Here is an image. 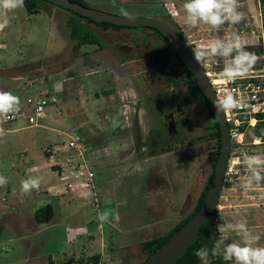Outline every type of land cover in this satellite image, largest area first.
Listing matches in <instances>:
<instances>
[{"label":"rangeland","instance_id":"obj_1","mask_svg":"<svg viewBox=\"0 0 264 264\" xmlns=\"http://www.w3.org/2000/svg\"><path fill=\"white\" fill-rule=\"evenodd\" d=\"M87 1L93 2L95 6L102 10L115 14H119V9L123 7L128 10L132 17L151 16L160 18L172 28L182 32L192 51L193 48H201L212 41L225 39L232 33H238L242 37V44L245 50L254 52L262 57L253 68H259L264 62V55L259 53V46H262L264 34V28L260 24L259 0H238L240 5L238 10L244 14L243 20L237 25L226 24L219 30H214L202 23L195 27L188 26L183 10V4L186 0H115V3H113V0ZM171 3L174 6H171ZM44 4L48 5L46 2ZM89 4L92 3L89 2ZM49 6L52 8L51 5ZM49 13L51 15V34L48 37L50 47L47 48L41 43V37H46L47 31L45 29L46 24L42 26L44 20L38 22L36 21L37 15V17H34L35 15L28 16L24 7H18L7 13L9 22L3 31V41L7 45L8 50L7 53L0 52V59L6 58V60L11 62V67L15 70H20V67L28 58L40 57L34 54L39 50H36V46L32 47L31 45L32 42L37 44L34 40L38 39L40 44L37 46L45 47L44 49L47 50V52L44 50L45 53L42 50V57L46 58V64L50 62L55 67L57 65L56 59L59 56L66 61L61 63L60 68L50 73L46 70H36L33 72H19L18 76L17 74L15 75L14 70H11L9 74H6L7 76L0 78V91L11 92L19 97L20 102H23L28 94L35 93L37 89H50L54 92L51 85L53 81L60 80L63 86L61 92L52 93L51 97H54L55 100L51 99L50 104L47 106V108L49 107L52 110L51 114H48L50 111H45L39 124L27 125L21 119L0 123V127H3L6 131V135L0 138V175L8 179V184L0 187V198H7L3 201L5 204H10L11 193L9 192L11 189L12 191L14 189L20 191V178L9 168L15 164L19 165L18 161L20 158L17 160L15 155L16 152L20 151L21 147L23 149L24 146L34 148L36 154L34 157L39 168L43 165L41 159L45 157L47 162L51 163V166H60V172L65 171L68 174V177L63 178V182L68 180L71 183L72 181L80 183L85 178H74L70 172V164H66L61 159L59 161L61 157L62 159L67 158L64 157V154L59 156L58 153L62 151L59 149L64 148L63 142L72 137H77L83 142L80 141L81 144L86 146L85 137L90 136L91 133L98 132V130H106V132L113 130L117 132L111 137L109 136L111 141L112 139L115 141L118 140V132L122 135L124 134L123 136L119 135V137H126V134L129 133V126L132 131L136 132V130H139L143 133L140 135L141 139H144L145 136V138H151L152 135H156L159 132L158 128L161 126L159 110H162V112L168 111L170 109L167 104L168 100L172 99L182 102L181 95L184 94L182 89L169 92L163 89L162 92L155 93L149 88L147 84L149 78L147 76L156 75L157 67L160 65L159 59L164 55L162 51L165 47L161 48V40L155 37L152 34V30L147 26H141L142 28L137 29L124 28L129 33H122L123 36L118 35L121 34V31L113 35L110 34L108 37L105 35V38L110 42V46L121 42L124 43V47H121V55H124L125 59L122 62L118 61L117 50H115L118 45H114L109 49V53H111L112 57L114 55L116 59H114L113 63L109 55H101V53L95 52L92 53L94 57L92 56L89 59L91 57L89 56L88 61L85 60L84 63H78L77 67H75L72 66L74 64L70 63L71 61L69 60L73 57L75 45L72 41H68V45L65 46L66 32L68 30L66 16L68 14L57 7L52 8ZM27 17H30V19H26ZM37 23L40 24V29L37 28ZM101 41H104V39ZM127 47L131 48L128 52L125 50ZM65 48L68 53H66ZM79 49L81 51L90 50L91 45H82ZM152 53L156 54L151 55ZM140 55L147 56L137 60ZM209 60L215 61L219 67H224L223 58L216 57ZM2 68L3 66H0V70ZM70 73L72 74L69 75ZM123 75L124 78H121ZM28 83L32 84L31 87L27 85ZM109 88L114 90L111 95L105 93ZM51 101L53 102L51 103ZM204 112V108L197 100H194L192 106L191 104L189 105L187 114L194 126H201ZM52 118H54V121ZM176 129L179 132L178 137H180V132L183 129L181 120L177 121ZM197 133L199 135L202 134V128L199 127ZM254 136H258L256 131L249 132L245 136L244 141L246 144L241 153V162L236 166L231 164V171L224 175L222 189L215 207L216 219L212 226L215 229L220 222L235 223L244 221L252 232L260 237L257 246L264 247V183L248 190L242 188L248 174V169L243 162L244 154L260 155L264 158L263 137L256 138V141L253 142ZM133 139H135V134ZM196 142L197 144L192 146L190 144L195 143L193 139L190 143H187V140L176 143L177 150L167 154V156L162 155L155 160L158 165L156 170L160 174L159 185L161 187L158 189L159 196L155 198L151 196V192H153L151 189L154 187V183L145 181L151 178L153 169L141 167L140 165L135 167L140 155L137 156V152L126 149L127 145L121 146L124 143L123 141L120 142V150L116 154L122 155L121 164L133 163L132 167H130L129 171L127 168L122 171L121 165L112 170L104 168L105 170H102L101 174H95V178H99V183L96 187H98V197L102 199L107 207L112 203V193L123 198L124 188L130 185L133 200L128 202L125 207L120 206L118 208L120 210V221H114L113 225L114 227L130 225L132 230L128 234L117 235L118 233L114 231L115 229L112 230L110 227L105 229V224L101 223L108 238V245H110V242L116 244L117 239L118 242L128 241L131 246H134L137 238H150L156 235V232L164 229L173 220V217L179 216L180 218L192 209L210 171L206 155L207 151L212 148V141L203 142L202 139ZM54 145H58V150L54 151L52 157H47L45 149L53 148ZM181 146L184 147L181 148ZM79 153L80 155H78ZM68 154H70L68 157H73L72 163L76 161L77 163L86 164L84 150L80 151L78 149V152L72 150ZM100 162L101 165L106 164L107 160H100ZM68 169L69 171H67ZM81 170L83 169H79V171ZM42 174L35 171V174L32 175L43 178ZM140 183L141 191L135 190L136 185ZM120 185L123 186V190ZM86 186H89V182ZM153 199L158 200V202L160 200L164 202V205L161 206L162 210L151 213L145 209L144 203L153 201ZM27 200L28 204L25 206L27 209L25 212L32 209L33 203L37 204V206L45 203L43 196H39L35 200H31V197H26L25 202ZM1 203L2 200L0 199ZM177 211L179 214L176 213ZM161 212H163L162 215H160ZM159 216H170V218L160 222L158 220ZM39 228L32 232L29 230L24 238H18L12 230L0 226V245L4 244L3 249H6L3 250L0 246V264H11L12 261H16L15 257L19 256V258H22L26 254L29 255L33 252L39 257H43L46 251H51L54 256H58L59 252L64 250L66 243L65 237L67 236L66 232L63 231V227H52L46 230L41 229L42 227ZM231 241L242 243L240 236L236 233L231 234L228 242L230 243ZM26 243L29 245H25ZM142 253L144 254L143 251ZM117 254L115 253L114 256L116 257ZM142 258L143 256H140L137 261L136 258H133L134 264H137L138 261L140 262ZM39 264H43L42 261ZM118 264H127V262L121 261Z\"/></svg>","mask_w":264,"mask_h":264},{"label":"crops","instance_id":"obj_2","mask_svg":"<svg viewBox=\"0 0 264 264\" xmlns=\"http://www.w3.org/2000/svg\"><path fill=\"white\" fill-rule=\"evenodd\" d=\"M87 1V0H86ZM92 4H89L90 6H94L93 2L87 1ZM48 5H45L44 2L39 3V8L36 13L28 14V16H34L37 17L36 21L42 22L40 20H44L42 23V26L46 24L45 29L46 31V37H41V40L44 44V46L50 47V41L48 37L51 34L50 26H51V19H50V13L52 11V8L54 9V6L52 8ZM171 6H174L173 3L170 4ZM23 7V6H22ZM100 9V8H99ZM64 11V10H62ZM116 12V11H113ZM37 15V16H36ZM30 17H27L26 19H30ZM67 17V16H66ZM67 20V19H66ZM47 21V22H45ZM9 22V20H8ZM86 26L91 29L96 35L99 36V38L104 39L105 46L102 49H97L95 45H91L90 50H80V45L77 41L71 40L68 36L69 31L67 30V37L65 38V46H67V42L72 41V43L75 45L74 51H73V57L69 60L70 63H73L77 67L78 63H84V61H88L89 59L94 57L92 53H101V55H109L110 58H112V63L115 59V56L112 57L111 53H109V49L112 47L110 46V42L105 38V35L108 37L110 34H116L119 31H121V34H118L122 36V33H126L127 31L124 30V28H111L109 26L103 27L101 25H97L95 23L86 22ZM37 28L40 29V24H36ZM6 27V26H5ZM5 27L3 29H0V52L7 53L8 47L5 45L4 34L3 31L5 30ZM36 29V28H35ZM117 31V32H116ZM65 32V31H64ZM129 33V32H127ZM63 38V37H62ZM37 44L31 43L32 47L36 46V50H39L35 52L34 54L40 57H30L27 59V61L22 64L20 67V70H15L13 67H11V62L9 60H6V58L0 59V66H3V68L0 70V78H4V76H7L6 74H9L10 71L14 70L15 75L17 74L19 76V72H33V71H48L49 73L51 71H54L57 68L61 67V63H64L66 60L63 58L56 59V66L53 67V65L49 62V64H46L45 57L43 56V51L45 47L41 48L37 45L40 44V41L38 43V39L34 40ZM124 43H119L118 45H122ZM88 45V44H85ZM108 48V50H107ZM66 49V48H65ZM43 50V51H42ZM104 51V52H103ZM121 49L118 50V61H123V56L121 55ZM47 52V50H46ZM65 52V51H64ZM45 53V51H44ZM66 53H68L66 49ZM106 57V56H105ZM108 57V56H107ZM122 58V59H121ZM116 60V59H115ZM93 61V60H91ZM90 62V60H89ZM36 63V64H35ZM107 64V62H106ZM34 67H37L34 69ZM5 73V74H4ZM4 74V75H3ZM70 73L69 75H71ZM47 75V74H46ZM83 75V74H82ZM121 78H124V75L121 76ZM54 92H61L62 91V83L60 80L53 81L51 83ZM113 89V88H112ZM109 88L108 95H111L114 93V90ZM108 91V90H107ZM48 114H51V109L48 108ZM47 114V113H46ZM136 118V117H135ZM54 118H52L53 120ZM54 121V120H53ZM43 126V125H42ZM45 127V126H44ZM128 127V126H127ZM129 133L126 134V137H119L123 136L118 132L117 138L118 140L110 139L112 135H114L117 132H114L111 130L110 132H106V130H98L96 133H91L90 136L85 137V145L84 152L85 157L84 160L86 162V167L89 171L92 172V176L90 177V180L84 179L82 182L78 183L76 181H66L63 182V178L68 177V174L65 173V171L60 172V166H51V163L47 162L46 158H42L41 162H43V165L41 168H39V165L35 161V151L33 147H25L24 149L21 147L20 151L16 152L15 157L17 160L19 159L18 163L19 165L15 164L9 170L16 173V175L20 178V181L23 179H27L29 177H34L35 171L37 173L40 172L43 173V178L40 179V186L38 190L34 189L28 194H21L19 190H13L9 193H11V196L9 198L10 204H5L3 201H5L7 198H0L2 200V203L0 204V226L2 228H6L8 230H12L14 234L18 238H24V236L28 233L30 230L31 232L35 230L36 228L40 229L39 227H42L41 229H50L52 227H63V231L66 232L65 237V248L61 252H59L58 256H54L53 252L46 251L43 257L37 256L35 252L29 255H25L24 257L17 256L15 257L16 261H12L11 264H39L41 261L43 264H78L79 261L86 260L82 264H118L121 261H126L127 264H134L133 258H136V261L139 259L140 256H145V251L141 250L140 243L157 237L163 233H165L175 222L179 219V216L173 217L171 222L168 223V225L161 229V231H157L156 235L150 237V238H137L136 244L131 246L128 241L118 242L116 239V244L110 242L108 245V238L105 235L104 232V226L101 225V222L98 221L97 217L99 214H103L106 211H110L113 213L112 216L109 217L107 222H103L105 224V229L107 227H110L112 230L117 232V235L120 234H128L129 231L132 230L130 225H124L121 227H114L113 222L120 221L119 218V211L118 208L120 206L125 207L128 202L133 200V193L130 185H127L126 188H124L125 193L123 194V198L118 197L112 193V203L106 207V204L102 201L101 198L98 197V187L97 184L99 183V178H95V174H101L102 170H105L104 168L108 170H112L113 168L120 167L121 170L124 171L126 168L130 169L132 167L133 163H122L121 164V157L122 155L116 154L120 150V142L123 141V145L126 146L125 148L129 151H135L137 152V156L140 155V159L135 163V167L137 165H140L141 167H149L153 174L150 176L151 180L147 179L146 182H152L154 183V187H152L151 196L158 197L159 195V180H160V174L157 172V163L156 159L160 156H167V154L173 152H168L165 154L159 153V138L157 133L156 135H152L151 138H145L141 139L140 135L143 133L139 130H134L128 127ZM94 132V131H93ZM135 134V139H133ZM110 136V137H109ZM107 137H109L107 139ZM82 142V141H81ZM83 143V142H82ZM110 144V145H109ZM59 156L64 154H67V151L58 152ZM88 153V155H87ZM50 153H47V157H49ZM54 155V154H52ZM59 156H57L59 158ZM136 156V157H137ZM56 157V158H57ZM105 157V158H102ZM138 158V157H137ZM62 160V157L59 158ZM101 161L107 160L106 164L101 165ZM137 160V159H136ZM135 160V161H136ZM168 161V158H167ZM111 162V164H110ZM168 163V162H167ZM59 165V164H58ZM104 165V166H103ZM103 166V167H100ZM62 169V168H61ZM68 171V170H67ZM127 174V173H126ZM89 182V186L84 185L85 182ZM142 183V182H141ZM141 183L137 184L135 187V190L141 191ZM121 189L123 190V186H121ZM37 191V192H36ZM8 193V194H9ZM44 197V204H49L52 209V216L43 223H36L34 220V211L35 209L40 206L35 203H33V207L30 211L25 212L26 205L28 204V200L25 202V198L31 197V200H35L38 197ZM36 197V198H35ZM35 202V201H34ZM164 202L160 200L153 199V201H149L148 203H144L145 209L151 213L158 212L157 210H162L161 206L164 205ZM43 204V203H42ZM10 207V208H8ZM163 212H161L160 215H162ZM177 214L178 211L176 212ZM158 219L160 222L164 221V219L170 218L168 217H161ZM16 232V233H15ZM110 233L112 231L109 230ZM24 243V242H23ZM25 245H29L26 243ZM1 249H3L4 244H1ZM136 248V250H134ZM3 250H6L5 248ZM138 250V252H137ZM144 252V254L142 253ZM115 253H118L116 257L114 256ZM21 255V254H20ZM91 257V258H90ZM19 258V259H18ZM87 258L89 260L87 261ZM132 259V260H130ZM60 262V263H57ZM139 261L137 262V264ZM226 264H232V262H228Z\"/></svg>","mask_w":264,"mask_h":264},{"label":"clouds","instance_id":"obj_3","mask_svg":"<svg viewBox=\"0 0 264 264\" xmlns=\"http://www.w3.org/2000/svg\"><path fill=\"white\" fill-rule=\"evenodd\" d=\"M24 0H0V29L8 24L7 13L23 6ZM115 3V0H113ZM238 0H186L183 4L186 24L195 27L204 24L214 30L224 25H237L243 20L244 14L240 12ZM119 14L129 17L127 9L121 7ZM220 57L224 60L221 76L227 81H234L245 76L262 57L254 52L246 51L242 44V37L232 33L225 39H217L201 48H193V58L197 63ZM20 99L7 91H0V121L12 118L20 111ZM242 101L232 93L217 96L213 106L217 113L230 112L240 106ZM6 135L0 127V138ZM243 162L248 169L247 178L242 185L245 190L252 189L264 183V158L260 155L244 154ZM8 184V179L0 175V187ZM40 186L38 177H29L20 181L21 194H28ZM113 213L106 211L99 214L97 219L101 223L107 222ZM219 238L213 240L211 249L201 247L196 257L201 264H209V255L222 256L225 261L232 264H264V247L257 246L260 237L255 235L244 221L223 222L216 226ZM232 233L240 236L242 243L231 241Z\"/></svg>","mask_w":264,"mask_h":264},{"label":"water","instance_id":"obj_4","mask_svg":"<svg viewBox=\"0 0 264 264\" xmlns=\"http://www.w3.org/2000/svg\"><path fill=\"white\" fill-rule=\"evenodd\" d=\"M55 6L71 10L93 22H108L121 26H147L158 31L172 46L183 64L188 69L195 83L208 101V105L215 117L219 131V150L213 166L211 182L201 202L200 207L193 216L187 219L182 226L175 230L161 245L146 258L143 264H171L186 251L187 246L197 236L199 227L211 215L217 205L222 189L226 164L229 152V136L227 125L223 120L222 113H217L213 106L214 95L205 77L202 67L193 58V51L187 42L165 21L157 17H122L93 6H85L70 0H46ZM210 231V229H209Z\"/></svg>","mask_w":264,"mask_h":264},{"label":"built area","instance_id":"obj_5","mask_svg":"<svg viewBox=\"0 0 264 264\" xmlns=\"http://www.w3.org/2000/svg\"><path fill=\"white\" fill-rule=\"evenodd\" d=\"M199 64L212 89L214 98L227 93H232L237 99L242 101L239 107L230 112L222 113L223 120L227 125L229 136V152L225 169V175H227L231 171V164L236 166L241 162V153L246 144L244 141L245 136L249 132H253L258 124H264V62L259 68L251 69L245 76L237 78L234 81H227L221 76L223 67H219L215 61L208 59ZM27 85L31 87L32 84L28 83ZM52 93V90L42 88L37 89L33 94H28L24 101L20 103V111L18 113L12 118L0 122L21 119L27 125L39 124L45 111H48L49 107L47 108V106L50 104V100H55L54 97H51V95H53ZM53 101H51V103ZM256 138L259 139L260 137L254 136L253 142L256 141ZM80 141L79 138L72 137L66 142H63L64 148L59 150H62L63 152L67 151V154L64 156L67 158L62 159V161L66 164H70V172L73 174L74 178L79 177L88 179L92 176V172L87 169L85 166L86 164L77 163L76 161H74V164L72 163L73 157H68L70 156L68 153H71L72 150H75L76 152H78V149L80 151L84 150ZM56 150H58V145H54L53 148L45 149L46 152L50 153L49 157H52V154H54V151ZM78 155H80V153ZM79 169L83 170L79 171ZM84 185H88V182L86 181ZM215 219L214 216L213 222ZM213 230L214 234L219 237L216 228Z\"/></svg>","mask_w":264,"mask_h":264},{"label":"trees","instance_id":"obj_6","mask_svg":"<svg viewBox=\"0 0 264 264\" xmlns=\"http://www.w3.org/2000/svg\"><path fill=\"white\" fill-rule=\"evenodd\" d=\"M70 1H75V2L80 3L82 5L90 6L86 0H70ZM40 2H44V3L46 2L47 4H50L51 6L60 8V9L67 12L68 16H67V20H66V25H67L68 31H69L68 36L71 40L77 41L80 45H85V44L95 45L97 49H102L105 46L104 41H101L102 39L99 38L98 35H96L91 29H89L86 26V24H85L86 22L95 23V24L101 25L103 27L109 26V27L115 28V29L122 28V27L129 28V29L142 28L141 26L115 25V24H110L108 22H103V21L102 22H93V21L89 20L88 18H86V17H84L78 13H75V12L68 10V9H64L62 7L55 6L46 0H24L23 7L28 14L36 13L38 11ZM259 12H260V24L264 28V0H259ZM148 28H150V27H148ZM153 31L157 34V37H160L161 39L164 40V42H166L168 44V42L164 38V36H162L158 31H156L154 29H153ZM177 33L185 40L181 31H177ZM259 53L264 55V34H263L262 46H259ZM172 54L174 56H176L178 59L177 65H179L181 68H183L185 73H188V69L183 64L181 59L178 57L176 52L172 51ZM109 91H111V90H108L105 93H109ZM192 94L194 96L203 97V100H204L209 112L211 113V116H213L212 110L208 105L207 99L203 96L201 90L199 89V87L197 86L196 83L192 87ZM213 120H214V118H213ZM213 124H214V127L216 128L215 129V131H216L215 132L216 142L214 144L215 148L211 152L212 155H211L210 171H209V174H208V176H207V178H206V180H205V182H204V184H203V186L199 192V195L197 196V198L195 200V203H194L192 209L188 213H186L184 216H182L178 220H176V222L165 233H163L157 237L145 240V241L140 243L141 250L145 251V256L142 258V260L138 264H143V262L155 250V248L157 246L161 245L175 230H177L180 226H182V224L187 219H189L191 216H193L195 214V212L198 210V208L200 207L201 202H202V200H203V198H204V196L208 190V187L210 185L213 166H214V163L216 161L218 150H219V142H220L219 131H218V127H217V124L215 121L213 122ZM255 131L259 137H261V138L263 137V141H264V135H263L264 124L263 125H262V123L258 124L254 129V132ZM46 153H48V152H46ZM215 213H216V210L214 209L212 211L211 215L199 227L196 239L192 243H190L187 246L186 251L183 254H181L171 264H200V260L196 257L195 252L201 247H207V248L211 249L213 246V240L217 239L216 235L214 234V230H213L214 228L212 226L213 217L215 216ZM51 216H52V209H51V206L49 204L40 205L34 211V220L36 223H39V224L46 222ZM209 229H210V231H209ZM88 260H89V258H87V261ZM85 261L86 260H84V262ZM84 262H83V260H81L78 262V264H82ZM228 262H230V261H225L222 256H212L211 253L209 255V264H226Z\"/></svg>","mask_w":264,"mask_h":264},{"label":"flooded vegetation","instance_id":"obj_7","mask_svg":"<svg viewBox=\"0 0 264 264\" xmlns=\"http://www.w3.org/2000/svg\"><path fill=\"white\" fill-rule=\"evenodd\" d=\"M94 7V6H93ZM164 21V20H163ZM168 24V23H167ZM169 25V24H168ZM125 28V27H122ZM151 28V27H150ZM174 29V28H173ZM152 30V34L157 37V34ZM177 31V29H174ZM123 36V35H122ZM161 40V48L165 47L163 49V56L160 57V65L157 67V72L155 76H147L149 78V82H147L149 88L152 89L155 93H158L159 91L162 92L163 89L166 90V92L172 91V90H178L182 89L184 91V94L181 95V101L177 102L175 100L169 99L168 105L170 106V109L168 111L159 110V116H160V128L159 129V153L165 154L174 150H177L176 145L184 140H187V143L191 142L193 139V142L190 144L192 146L193 144H197V140H202L203 142H209L212 141V148L207 151V160L209 163V167L211 164V155L212 151L214 150V144L216 142L215 138V127L213 122L215 120L214 115L211 116V113L209 112L203 97L200 96H194L192 94V87L195 84L194 79L192 78L191 74L185 73L183 68H181L178 63V59L176 56L172 54L173 48L169 44L164 42L163 39L160 37H157ZM165 38V37H164ZM162 43L164 44L162 46ZM115 46L118 44H114ZM112 45V46H114ZM171 46V47H170ZM118 48L116 53L118 52L121 47H124V44L118 45ZM131 48L127 47L125 48L126 52L130 50ZM156 54L152 53L151 55ZM177 54V53H176ZM125 59L124 55H122ZM147 55H140L137 57V60H141V58H145ZM114 57V56H113ZM179 57V56H178ZM122 59V58H121ZM123 59V60H124ZM182 61V60H181ZM164 90V91H165ZM108 94V93H106ZM204 96V95H203ZM194 100H197L200 105L204 108L205 112L203 114V122L198 126H194L192 122L189 120L187 111L189 108V105L194 103ZM161 112V114H160ZM214 120H213V118ZM182 121L183 129L180 132V137H178L179 132L176 129V123L177 121ZM217 124V123H216ZM202 128V134H198V128ZM190 135V136H189ZM177 143V144H176ZM184 146H181L183 148Z\"/></svg>","mask_w":264,"mask_h":264}]
</instances>
